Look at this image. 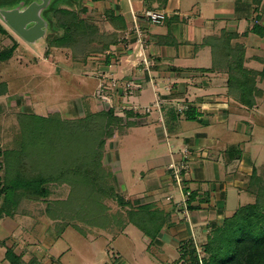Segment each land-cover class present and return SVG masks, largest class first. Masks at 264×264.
I'll return each instance as SVG.
<instances>
[{
  "label": "crops",
  "instance_id": "0c3cea01",
  "mask_svg": "<svg viewBox=\"0 0 264 264\" xmlns=\"http://www.w3.org/2000/svg\"><path fill=\"white\" fill-rule=\"evenodd\" d=\"M69 1L63 5H68L69 9L72 8L69 7L72 4L80 5V18L93 24L98 29L100 36H103L104 39L105 37L116 38L114 44H110L102 53L92 54L93 57L89 56V58H93L91 61L86 59L85 62H80L82 64L80 73H87V68H95L99 74V72L107 71L108 65L115 66L113 71L117 70L123 77L127 75L129 79L142 83V88L138 91L136 98L140 99L143 96L149 98L148 102L142 105H149L154 100L160 105H162L161 101L167 103V107L160 108L161 114L158 117L151 119L148 115L143 117L145 121L142 124L149 125L152 122H159L157 129L159 126L161 129L157 130V134H155L157 142L153 136L151 142L147 136L140 138V141L137 142L138 144L145 141L147 145H150L148 152L155 154L146 160L147 170L139 168L137 175L132 171L136 178H130L129 185L133 189L134 186L131 185L138 179L142 188L130 191V200L132 203L137 201L136 206L150 204L149 209L155 212V217L160 223L155 244L162 241V245L164 243L171 246L173 243L183 245L191 240L198 239L199 241L206 238L210 234V230L214 229L213 227L217 226L221 219L230 217L238 207L245 205H241L242 201L245 203L252 201L251 194L245 192L237 184V175L233 173L234 162L239 160L241 170L250 167V172L246 171L250 175L252 169H256V162L248 149H244L242 152L239 143V145L228 143L229 146H225L223 132L221 135L211 134L207 129L212 126H223L227 132L242 133L243 137L248 138V144L253 143L252 141H260L254 137L251 131V122L250 124L245 123L249 119L247 117L246 119L245 116L250 111L254 113L255 108H246L227 93L228 74L225 69H221V67L214 71L208 69L212 67L214 55L220 56L217 52L218 48H216L218 40L227 38H229L231 46L243 45L244 66L253 68L262 63L259 58L264 55V0ZM147 11L164 13L166 18L161 23H150L146 19ZM1 22L3 21L1 20ZM255 25L262 27V34L253 30ZM136 27L141 32L145 54L151 64L147 69H145V65H136L128 75L124 73L128 72L126 67L122 69V66H119L121 61H118V56L121 54L127 58L126 55L131 52L128 47L134 45ZM21 40L26 43L23 39ZM17 43L19 46L18 40L16 45ZM102 44L100 41L94 43L97 47ZM116 50L119 51L118 55H116ZM214 51L217 53L214 54ZM106 55L109 57H105ZM107 58H109L108 64L105 62ZM97 80H99L98 77ZM160 80H162V84H159ZM0 83H5L7 88L6 93L0 95L1 102L9 89L6 81L0 80ZM161 85L164 86L167 93L159 91ZM83 99L88 98L85 96ZM259 99L260 97L256 98V107L259 106ZM18 102H21V99ZM225 103H230L228 108L226 107L228 105L221 106ZM14 104L16 107L17 103ZM6 106V104L0 105V111H3V107ZM259 112L261 110L258 107L255 113ZM181 113H184L185 116L183 117ZM187 113L194 118H188ZM186 121H198L201 125V129L195 131L192 137L185 136L180 132V126L177 125ZM137 124L141 123H136L133 126L136 127ZM247 124L248 128H246ZM133 126L128 128L132 129ZM184 146L188 147L193 156L190 157L189 170L183 172V186L192 193L193 197L190 201L191 207L188 208L187 205L181 204L177 209L178 203L172 195L173 187L177 185L170 175L169 165L173 161H180V150ZM0 147H2L1 144ZM116 148H118V144ZM236 148H240L239 156L233 152ZM149 178H154L153 182H157L156 188L147 185ZM113 180H115L114 176ZM232 189H235L239 195L241 194L242 200L238 195L239 202L235 203L232 210L228 212L226 205L227 200H230L229 192ZM186 190L183 189V193L180 190V200L183 199ZM24 222L30 225V215L0 217V241H6V243L3 242V245L0 244V249L3 250L0 261L8 262L4 256L7 247H12L16 253H21L24 261H27L28 257L24 249L34 252L30 250L33 248L32 245L24 246L21 243L25 242L22 241V238L27 241L29 237L35 235L29 229L33 230L36 226L38 231L39 224L33 220L30 228L24 230L25 228H22ZM10 223L11 225H9ZM132 224L126 222L123 227H119L120 233L116 238L129 237V227ZM144 236L148 242L147 235L144 234ZM113 237L111 242L116 239ZM148 239L147 251L156 260L155 255L157 254L150 250L152 245H150V237ZM7 240L10 241V244ZM158 247L160 250L161 246L158 245ZM41 251L46 252V249L39 251L42 257L46 255ZM31 254L33 255V253ZM161 254L163 252H160L159 255ZM48 258L51 262L49 256ZM54 261L56 260L54 259Z\"/></svg>",
  "mask_w": 264,
  "mask_h": 264
},
{
  "label": "rangeland",
  "instance_id": "374dc122",
  "mask_svg": "<svg viewBox=\"0 0 264 264\" xmlns=\"http://www.w3.org/2000/svg\"><path fill=\"white\" fill-rule=\"evenodd\" d=\"M0 1L1 6L5 5L7 7L9 5L14 6L20 1H24L28 4L33 0ZM68 1L69 0H53L50 7L59 6L62 8L58 9L69 10L68 5H63ZM69 7H72L71 11H73L77 15V17L80 18V5L74 6L72 4ZM46 9H44V11ZM58 9H56L55 11H51L49 14L51 20L53 21L54 28L56 29L53 30L54 32L48 30L47 33H50L51 36L54 34H59V31L60 33L63 32L62 29L58 30L57 25L59 22H62V20H64L63 18H69L66 17L69 14H62L58 11ZM44 11L43 16H47V12L44 13ZM70 18H72V16H70ZM1 24L3 25L6 32H0V50L11 46L13 44V41L16 42L18 40L20 44L18 46L17 43L11 55V59H9L8 61L0 62V80L6 81L9 89L7 95H5V97H3L2 101L0 102V105H7L5 107L6 109L3 107V111H0V144L2 146L0 147V149L5 148L6 144L10 143L16 133L19 132L20 126L17 118L19 113L21 114L24 111H33L45 115L50 110H58L62 119H75L83 117L87 113V110L96 111L103 108H113L114 115L117 117H122V121H117L116 125L113 126L114 133L111 137L105 136V138H103L105 134L104 130L102 137H100L104 139V145H102V147L97 146V140L94 141L95 144L93 143L96 146L90 143L94 140L92 138L94 130L93 128V130L90 129L89 134L87 133L88 135H85V133L81 135V139L86 140H84V144L81 142L77 143V147H79L78 149H80L81 151L79 156L82 163H92V161L97 160L98 153L96 152L99 150V152L101 151V157L99 161H101L103 167L107 171L110 170L113 173L115 180H104L107 186H105L106 184L104 182V184H102V194H99L102 196H106V198L104 197L101 201V199H99L100 196H98L97 198L95 197L97 196L95 194L86 196L87 192L82 193L84 192V190H81V192L79 187L74 186L73 193L77 194L76 198H79V200H75L73 203H71L68 199V196L70 195L72 190L71 185L68 183L69 181H62L60 183L50 184L51 193L47 200V202H49L50 200L54 201L58 199L66 200L62 201L61 205L51 207L56 214V219H48L47 217L44 218V216H46L45 208L47 206V202L44 200H24L18 206L19 212L17 213V215L25 216L26 213L30 215V225H28L27 222H24L22 225V228H25L24 230H27L26 228L28 227L30 228L33 220L37 224H39L38 231L36 226L33 230L29 229L31 232L35 233V235L29 237L27 241L26 239L22 238V241L25 242L21 243V245H32L33 248H31L30 250L34 251L28 252L26 251V249H24L25 253L28 254L27 261L23 260L24 264L29 262L32 257L38 258V264H194V260L192 259L193 255L190 253L191 246L186 247V251H183L181 249L182 245H180L179 243H173V246L168 243H164V245H162V241L161 243L155 244V239L152 241L150 238V245H152V248L150 247V250L157 254L155 255V258L160 262L158 263L153 257L150 256V253H148L147 251L149 236H146L148 237V242H146L143 231H141V229L137 226L132 224L129 227V237L124 236L123 238H121L120 236L116 238L118 236L117 234L120 233L119 227L114 224H107V228H100L98 225H104V220L100 219L99 217H96V221L91 219L89 216L91 212L89 205L85 204V209H83L84 211L80 212L81 200H84V198L87 197L84 201H88V197L90 196V198L93 197V199H98L101 204H104L106 215L117 217L119 220H122L123 218L125 219L123 220V222H128V212L130 211L129 206L121 205L120 203H118V201L115 200V198H112V195L110 197H107V195L110 194V188H108V184L112 183V185L114 186V192L121 194V196L126 201H131V197L129 194L130 191L133 192L134 190L136 191L137 189L142 188L141 183L137 179V181L134 182L133 185H131L134 186V188L131 189L129 186L131 183L130 178H136L137 173H139V168L147 170L148 165L146 160L155 153L148 152L150 151V145H147L145 141L139 142L138 144L137 142L140 141V138L146 136L150 138L149 142H151L153 138L154 140H156L155 134H157V130L161 129V126H159L160 128L158 127L157 129L158 124H160L159 122H152L149 125L142 124L145 121V119L143 120V117L146 115H148L150 119L152 117H158L159 114H161L159 112L160 108L167 107V103H163V101L158 98L161 101L162 105L155 102L156 100H154L149 105H142L143 103H147V100H149V98H146L144 96L140 99L136 98L138 91L142 88V83H137L135 80L129 79L127 75L126 77H123L117 70L113 71L115 66L108 65V67L106 68L109 69L105 71L104 74H101L100 72L98 74L95 68H87V73H80V65H82L80 64V62L82 61H80V56L77 59L74 58L73 52L70 48L49 46L45 39L38 41L37 45L23 43L19 36H17L6 24H4L3 22H1ZM48 29H51V27H48ZM128 48V50H130L131 52L126 55L127 58L119 54L118 50H116L115 52L117 53L116 55L119 54L118 61H121L119 66H122V69L126 67V71L128 72H123L130 75V71L134 70L135 66L138 64V58L136 56V51H133V47ZM91 57H88L87 59L91 61L93 59ZM262 66L263 64L261 63L259 66L250 69L259 71L262 69ZM100 75H105L107 77L106 82L109 85L111 81L108 79L111 77L114 80L117 79L118 81V90L112 93L110 90V94L108 96V103H110V105L108 103L104 104L105 102L102 100L103 98L101 99V97L97 95L100 83ZM97 77L99 78V80H97ZM121 79L130 82L132 92L124 90L121 84ZM256 80L258 81L256 84L257 87L261 88L264 91V78H257ZM159 84H162V80H160ZM105 91L108 94L107 90ZM159 91L161 93H167V91L164 90L163 85H161ZM145 92L146 90L144 91V93ZM85 96H87L88 99H83ZM19 99H21V102H18ZM15 102L17 103L16 107L14 104ZM85 102L87 103V106L85 105ZM229 105L230 103H225L221 106H226L228 108ZM256 105L257 103L252 107L255 108L254 111L256 112V109L259 107L261 112L253 113L250 111L249 114L245 116V118L247 117L249 119L246 118V120L244 118V120H246L245 123L248 124H250L251 122V131L253 132L254 137H257L258 139H260V141H252L253 143L248 144V138L243 137L242 133L231 131L227 132L225 127L223 126H212L207 129L211 134L221 135L223 132V135L225 137V146L228 145V143H239L242 152L244 151V149H248V151L254 157V161L256 162V171L260 177L258 181H254V186H250V174H247L246 172L247 170L248 172H250V167L246 169L243 168L244 170H241L239 168L241 167L239 160H236L234 162L235 165L233 167V173L237 175V184L242 189H244L245 192H249L252 197V201H247L246 203L242 201L241 205L248 204V202L253 203L255 201V192H257L260 186H264V94L259 99V106L256 107ZM129 109L141 113V117L139 119H137V117L136 119L135 117L130 118L134 119L133 121L137 123H141L142 125L137 124L136 127H134V125L132 129H129L127 125H123V129H119L117 124L119 125L120 122V124H125L123 117H125V112ZM181 115L183 117L185 116L184 113H181ZM248 124L246 128H248ZM177 125L180 126V132L189 137L194 136L193 134L195 133V131L201 129V125L198 121L180 122ZM248 134H250L249 131ZM117 144L118 148H116ZM56 148L58 149V147ZM85 148L90 151V153H88L87 155L86 153H83ZM187 148L188 147L184 146L180 150V155L181 157H183V151L184 153H187V155L189 154L187 164V170H189L190 157L193 155ZM240 148L236 149L240 150ZM53 156H56V153ZM6 158V155H4V157L1 156V175L5 174L6 163L4 162H6ZM178 161H173L172 163H178ZM80 166H82V164ZM130 168H133V170H130ZM132 171L136 174L135 176L133 175ZM153 180L154 178H149L147 180V185L149 187L152 186V188H156L158 184L157 182H153ZM179 189L181 190L180 187H173L172 193L175 201L178 203V207L176 206L177 209L183 202L187 200V197L185 195L183 199L180 200L181 193ZM183 189L186 190L187 188L183 186ZM235 189L230 190L231 195L229 192L230 200H227L226 205V210L228 212L229 210H232L235 203L237 204V202H239V198H242L241 194L239 195L237 192H235ZM238 195L239 198L237 199ZM136 204L137 203L133 202L131 204V207H137ZM152 213L154 214L155 212L152 211ZM183 218H185V216H183ZM84 220H88L91 222L86 223L84 222ZM95 222L97 224H95ZM9 225H11V223ZM75 225L79 228L81 227V229L85 232V235L81 234L74 227ZM148 228H150L148 230H154L155 227H153L152 224H148ZM60 229L63 230L62 233L58 235ZM212 230L213 229L210 230L211 232L208 236L212 234ZM208 236L199 241L198 239H194L195 241L193 245L196 250L195 253L199 258L206 257V253L203 250V245L206 243ZM112 237L116 238L113 242H111ZM7 241L10 244V241ZM3 242L6 243V241ZM158 245L161 246L160 250ZM162 247L164 248V250H162ZM41 249H46V252L41 251V253L46 254L43 257L39 252ZM157 252L159 254L160 252H163V254L159 255ZM31 253H33V255ZM2 256L3 250L0 249V258H2ZM48 256L50 257L51 262L49 261ZM54 259L58 263H55L56 261H54ZM0 264L9 263L5 261L3 262L2 260L0 261Z\"/></svg>",
  "mask_w": 264,
  "mask_h": 264
},
{
  "label": "trees",
  "instance_id": "16d2710c",
  "mask_svg": "<svg viewBox=\"0 0 264 264\" xmlns=\"http://www.w3.org/2000/svg\"><path fill=\"white\" fill-rule=\"evenodd\" d=\"M52 1L44 11V13L47 12V16L44 15V18L48 17L47 21L49 27H51L49 29L51 32L56 29L49 14L51 11L62 8L59 6L50 7ZM2 6L0 1V7ZM58 11L62 14H69L66 16L69 18H63L64 20L57 25L58 30L62 29L63 32L60 33L59 31V34L52 36L47 33L45 41L49 46L70 48L75 59L80 56V61L85 62L92 54H100L110 44H114L116 38L105 37L104 39L103 36L98 34V29L93 24L78 18L71 9H58ZM253 30H257L258 33L262 34L261 26L255 25ZM0 32H6L1 23ZM219 40L216 48H218L217 52L220 56L214 55L212 67L208 70L214 71L220 69V67L225 69L228 74L227 93L241 105L250 109L256 104V98L262 97L264 94V91L256 85L257 78H264V55L259 58L263 64L262 69L259 71L253 70L244 66L243 45L231 46L229 38ZM99 41L103 43L102 46H95L94 43ZM15 47L16 42L13 41L11 46L0 50V62L9 59ZM217 52L214 51V54ZM105 57H109V55ZM105 62L108 64L109 58ZM6 91V84L0 83V95L5 94ZM85 105L87 106L86 102ZM139 116H141V113L138 111L127 110L125 117H123L125 124H120V122L119 125L117 124L118 128L123 129V125H127V127L135 125L137 122L130 117L136 119ZM187 117L194 118V116L190 117L189 115ZM17 119L20 126L19 132L16 133L10 143L6 144L5 148L0 150V171L2 169L1 156L6 155L7 157L6 162H4L6 163L5 174H0V217L17 215L19 212L18 206L24 200H44L47 202L51 193L50 184L62 181H69L68 183L71 185L72 190L68 196L71 203L79 200V198H76L77 194L73 193L74 186L79 187L80 191L84 190V192L81 191L82 193L87 192L86 196L95 194L97 198L100 196L101 201L104 197L106 198V196L99 194H102L104 180H113V173L110 170L107 171L99 161L101 151L99 152L98 149H96L98 150L96 152L98 153L97 160L92 161V163H82L79 156L81 151L78 149L77 143L84 144L85 139L82 140L81 135L83 133L85 135L89 134L90 129H94L92 136L94 140L90 143L93 144L97 140V146L102 147L104 139L100 137H102L104 130L103 138L105 136L111 137L114 133L113 126L116 125L117 121H122V117L114 115L113 108H103L96 111L87 110L83 117L75 119H62L58 110H50L45 115L33 111H24L21 114L19 113ZM233 152L239 156L240 150L234 149ZM53 153H56V156H53ZM83 153L87 155L90 151L85 148ZM81 164L82 166H80ZM259 178L256 169L253 168L250 175V186H254V181H258ZM108 188H110V194L107 197L112 195V198H115L121 205L129 206L128 222L133 223L151 240H154L160 229V223H158L155 213L153 214L149 209L150 204H139L137 207L132 208L131 201H126L121 194L114 192L112 183L108 184ZM192 197V193H190L189 199L186 201L188 208L191 207ZM84 200L80 202V212L84 211L85 204L89 205L90 218L95 221L96 217L104 220V225H98L100 228L105 229L110 224L123 227L126 223L123 222L125 220L123 218L119 220L117 217L106 215L105 206L98 199L89 196L88 201ZM62 201L66 200L58 199L47 202L46 216L44 217L56 219V214L51 207L61 205ZM26 215L29 216L28 213ZM84 222L90 223L91 221L84 220ZM95 224L97 223L95 222ZM148 224H152L155 227L154 230H148L150 229ZM74 227L85 235L81 227L79 228L76 225ZM62 230L60 229L58 235L62 233ZM212 231V234L208 236L206 243L203 245L206 257L199 258L196 255L194 241L192 240L181 246L183 251H186V247L191 246L192 252L190 251V253L193 255L194 264H264V186H260L255 192L253 203L238 207L230 217L221 219ZM0 244L3 245L4 243L0 241ZM4 256L10 264H24L22 254L16 253L12 247L6 248ZM38 263V259L32 257L26 264Z\"/></svg>",
  "mask_w": 264,
  "mask_h": 264
},
{
  "label": "water",
  "instance_id": "95a60500",
  "mask_svg": "<svg viewBox=\"0 0 264 264\" xmlns=\"http://www.w3.org/2000/svg\"><path fill=\"white\" fill-rule=\"evenodd\" d=\"M52 0L20 1L14 6L0 7V19L28 44H37L45 39L48 21L43 16Z\"/></svg>",
  "mask_w": 264,
  "mask_h": 264
},
{
  "label": "built area",
  "instance_id": "2783aa9c",
  "mask_svg": "<svg viewBox=\"0 0 264 264\" xmlns=\"http://www.w3.org/2000/svg\"><path fill=\"white\" fill-rule=\"evenodd\" d=\"M165 18H166V15L164 13H161L158 11H147L146 12V19L148 20V22L153 23V24L161 23ZM135 33H136V40H135L134 45H133V51H136V53H137L136 54V56L138 58V64L137 65H140V64L145 65V69H147L151 64V61L146 57L145 48H144V41L142 40L141 32L137 29V27L135 28ZM104 73L105 72H103L101 74H104ZM106 78L107 77L105 75H100V83H99L98 92H97V95L100 96L101 99L103 98L102 100L105 102L104 104H107L109 102L108 96L110 94V90H111V93L118 90L117 79L114 80L112 77L109 78L108 80L111 81L110 85H109L106 82ZM123 79H121V84H122V87L124 88V90H127L128 92H132L130 82L123 80ZM105 90H107L108 94L106 93ZM108 104L110 105V103H108ZM188 155H187V153H184V151H183V157H181L180 161H178V163L174 162V163L170 164V167H169L170 175H171L174 183L178 187H180L181 190H183V181H184L183 172H186V170H187V164H188V158H189ZM190 193L191 192L189 190H186L183 194L187 197V200H188V196L190 195ZM186 201L183 202L182 204L186 205Z\"/></svg>",
  "mask_w": 264,
  "mask_h": 264
}]
</instances>
